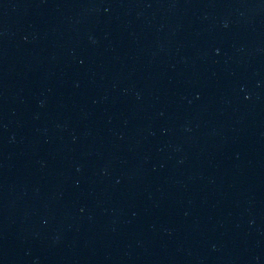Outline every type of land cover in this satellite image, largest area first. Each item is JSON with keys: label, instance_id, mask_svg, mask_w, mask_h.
<instances>
[{"label": "water", "instance_id": "water-1", "mask_svg": "<svg viewBox=\"0 0 264 264\" xmlns=\"http://www.w3.org/2000/svg\"><path fill=\"white\" fill-rule=\"evenodd\" d=\"M233 45L264 142V0H222Z\"/></svg>", "mask_w": 264, "mask_h": 264}]
</instances>
